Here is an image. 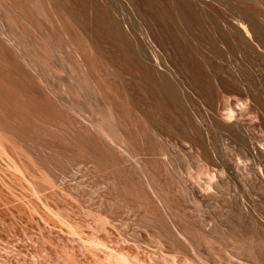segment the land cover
Listing matches in <instances>:
<instances>
[{
  "label": "rangeland",
  "instance_id": "obj_1",
  "mask_svg": "<svg viewBox=\"0 0 264 264\" xmlns=\"http://www.w3.org/2000/svg\"><path fill=\"white\" fill-rule=\"evenodd\" d=\"M187 1L203 29L175 0H0V264H264V168L236 174L237 150L222 151L228 170L207 190L212 167L176 128L195 93L177 45L220 74L206 36L210 18L231 20L212 0ZM229 2L264 27V0ZM161 21L183 38L167 41Z\"/></svg>",
  "mask_w": 264,
  "mask_h": 264
},
{
  "label": "bare ground",
  "instance_id": "obj_2",
  "mask_svg": "<svg viewBox=\"0 0 264 264\" xmlns=\"http://www.w3.org/2000/svg\"><path fill=\"white\" fill-rule=\"evenodd\" d=\"M212 1L218 3L221 6L226 7V9L230 12V14L226 16L231 19L230 21L226 20L227 22L225 21V23H220L217 22V18H218L217 16L216 19L210 18L212 30H214V32L217 33V35L209 34L206 36V39L209 43L208 47L210 48L209 49L210 52L220 62L219 64L220 74L207 75V73L205 74V72H202V70H200V67L197 66L198 62L196 65L195 63L196 60H193L197 58H192L189 56L187 58L185 56V50H186L185 47L187 44L182 42L183 45L181 44L177 45L176 43H174L175 45H177L176 48L178 50V54H179L178 56L180 58V61L178 62L181 64L183 69H186V67L187 68L190 67V71H191L190 83L192 86L195 87L194 94H192L191 91L189 94H184L186 96V102L184 104L183 112L185 113L186 119L176 125L177 126L176 128L178 129L176 130L179 131L182 140L188 145L190 149L196 148L199 150L198 151L200 152L199 159L209 164L207 166L212 167L213 172L206 174L209 176V182L205 188L207 190L215 189L214 185L216 186L218 185L217 182L215 181V177L217 175L218 176L224 175L226 170H228V168L225 165H223L224 163L220 156L222 151H226L229 153L230 156H233V152H231L232 149L234 148L237 150V156L233 169L234 173L236 174L240 173L241 170L243 169L245 170L252 167H258L262 169L264 168V137L260 138V136L259 137L254 136L255 128L259 125L264 126V91L260 89L259 81L261 78L260 79L258 78V73H259L258 69H260L258 67L264 65L263 64L264 63V27L260 23H258L256 19L257 13H254L252 9L247 10L245 8L241 9L238 7L236 8L230 7L229 0H212ZM175 8L174 9L177 11L176 13L177 16L184 22V24L189 23L186 24L187 26L189 25L190 27V22L195 23L197 25V26L195 25V27H199V28H202V25H204L202 23V19L198 17L199 15L195 11L193 5H191L187 0H175ZM239 18H242L244 20H241ZM159 19L161 20L163 18L161 17ZM161 25L164 24L162 23ZM164 26L162 27V31H160L163 34V37H166L167 41L169 39L175 42L177 40V39L175 40V38L180 36V33L182 32L180 33L178 32V30L176 29L177 26L173 28L176 29L177 31L176 30L173 31L171 29L169 30L166 27V25ZM225 30L229 31L230 34L232 33V36L229 33H227L229 34L228 36L226 34L227 31L224 32ZM201 32L203 33L204 31L202 30ZM98 35H101V33ZM182 38L183 37H181L180 39ZM193 38L194 37H192V39ZM169 45H171L170 41H169ZM12 47H16V45L13 44ZM190 52L188 55L192 56ZM208 58L211 59L213 57H208ZM210 63L212 64V62ZM261 70H263L264 73V68ZM151 84H146V85L150 86ZM163 88L165 89V92L167 93L168 97L174 102V104L181 105L182 108L181 99L179 98L178 94L176 93L172 85L169 83H165L163 84ZM153 93L154 96L159 97V91L155 90L153 91ZM203 115L204 116L206 115V117L208 116L210 119V122L207 120L210 126H208L209 124H206L208 126L206 128L202 127V124L204 123L202 124L200 123L201 121L200 118H202ZM94 128H96L97 132L102 135L104 140L107 141V143L110 145V146L108 145L109 147H111V145L113 144L119 145V141H118L119 137L117 138L116 141V136H113L109 133H106L102 129L97 128V125L94 126ZM254 139L257 143L253 142ZM221 141H224V143L223 145L221 144L220 146L219 142ZM163 158H165V156H163ZM137 167H139V165ZM139 171H143L141 166ZM140 174L141 176H143V179L145 180L144 183L146 182L145 184L147 188H150L149 190H151L150 192L153 195L152 197H154L155 196L154 194L158 193V191H156L155 193V191L153 190L155 188L151 187L152 182L151 183L149 182L150 181L149 180L150 178L148 179L149 176L146 177L147 174L145 175L142 172H140Z\"/></svg>",
  "mask_w": 264,
  "mask_h": 264
}]
</instances>
